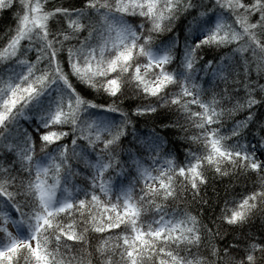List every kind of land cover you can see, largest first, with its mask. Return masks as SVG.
<instances>
[{
  "label": "snow or ice",
  "instance_id": "1",
  "mask_svg": "<svg viewBox=\"0 0 264 264\" xmlns=\"http://www.w3.org/2000/svg\"><path fill=\"white\" fill-rule=\"evenodd\" d=\"M0 10L14 20L0 47V264H264V224L244 231L264 216V0ZM165 108L178 119L161 128L199 145L179 162L158 131L134 130ZM209 173L246 188L205 223L179 205Z\"/></svg>",
  "mask_w": 264,
  "mask_h": 264
},
{
  "label": "trees",
  "instance_id": "2",
  "mask_svg": "<svg viewBox=\"0 0 264 264\" xmlns=\"http://www.w3.org/2000/svg\"><path fill=\"white\" fill-rule=\"evenodd\" d=\"M62 0H46V3L49 7L59 6ZM14 23L13 13L0 10V47L7 42L8 39V29ZM229 54L230 50L225 49L221 52V55ZM28 55L35 59V51L29 52ZM211 58L206 57V59ZM219 59V57H217ZM206 62V61H205ZM3 62H0L2 65ZM242 74V69H241ZM242 91V90H241ZM91 98V97H89ZM96 102H104L102 98L96 97ZM134 106L132 102L125 104V107ZM195 107V106H193ZM246 115V112H237L235 114V119H242L243 116ZM30 116L29 113H26L25 116L20 118V126L21 128L27 127L25 121ZM178 116L174 112H170L168 109L158 110L157 113L148 114L144 117H134V130L140 136H148L154 129L158 131L161 136H163L167 141V148L171 150L172 155L177 158V162L181 161L185 157V148L191 147L192 149H196L199 145L189 143L184 139V132L181 131L180 128L175 126L168 127L166 129L161 128V124H169L172 121H176ZM180 123L183 124V119H180ZM185 130H187V126L185 125ZM132 129H130V132ZM188 135H191V131L187 132ZM131 139V136H129ZM74 167L83 170L82 164H76L74 161ZM209 175V182L206 186H202L200 189L199 197L196 200H192L191 194L189 193L188 197L185 199L183 203L179 205L181 209L187 210L194 215H198L202 218V221L208 223L213 216L219 215L220 207L223 206L225 199H231L233 197L245 194L246 184L243 180L234 181L230 177L223 178H214L211 173ZM76 185L79 184L81 178L73 177L72 178ZM251 186V182L248 183L247 187ZM176 205H173L175 207ZM251 227H245L244 231L250 234L255 235L260 229L261 225L264 224V216H262L259 212H257L255 218L249 221ZM241 238L240 228H230L224 231V239L220 240V244L223 247L225 245V241L231 243L234 239ZM99 239V235L97 234L92 240L91 243L93 247L97 243ZM220 238L218 237V240ZM75 251V250H74Z\"/></svg>",
  "mask_w": 264,
  "mask_h": 264
},
{
  "label": "rangeland",
  "instance_id": "3",
  "mask_svg": "<svg viewBox=\"0 0 264 264\" xmlns=\"http://www.w3.org/2000/svg\"><path fill=\"white\" fill-rule=\"evenodd\" d=\"M9 231H13V229H12L11 225H9Z\"/></svg>",
  "mask_w": 264,
  "mask_h": 264
}]
</instances>
